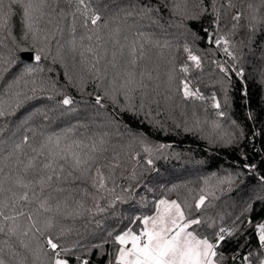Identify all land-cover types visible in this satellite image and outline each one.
Listing matches in <instances>:
<instances>
[{
	"label": "trees",
	"instance_id": "obj_1",
	"mask_svg": "<svg viewBox=\"0 0 264 264\" xmlns=\"http://www.w3.org/2000/svg\"><path fill=\"white\" fill-rule=\"evenodd\" d=\"M96 2L93 0V4ZM183 2L113 0V7L120 5L133 11L124 21L130 38L137 30L150 38L141 41L151 57V62L145 63L149 68L160 65L161 81L167 80L165 72L175 66L170 100H164L167 85L162 84L160 96L150 91L149 97L143 98V108L139 91L133 94L130 102L120 93L116 103L105 97L103 107L95 104L96 95L103 96L113 87L108 65L112 45L105 44L107 36L100 42L83 41L84 47L91 43L97 48L100 63L96 69L104 77L97 79L91 69L97 57L89 53L83 58L80 56L83 47L79 46V36L84 30L79 22L77 51H70V16L58 25L55 18L52 23H47V18L40 23L41 41L45 33L51 34V54L46 59L39 63L18 60L0 80V103L11 106L13 113L0 117V131L3 132L0 139L19 140L23 134L31 136V132H26L29 127L37 132H51L78 125L77 136H103L108 149L105 155H119L121 168L115 172L116 193L121 194V187L133 188L131 197L123 203L112 201V197L104 193V199L98 201L102 211L87 200L86 206L91 212L67 222L74 227L64 241L74 247V255L70 257L73 264H80L75 256L89 260V264H115L119 248L114 243L115 235L129 227L138 232L142 224L139 220L133 222L134 218L155 214L160 199L191 204L192 216L201 219V225L194 227L212 241L215 240L213 234L221 227L233 231L217 250L218 256L221 252L224 254L222 264H260L264 260V248L259 246L256 234V225L264 223V182H261L264 177V24L252 21L255 24L252 29L249 23L252 13L248 8L249 3L259 5V0H203L204 11L196 20L183 19L173 11L175 3ZM187 4L190 11L200 12L201 0H187ZM144 6L152 9L149 16L140 13L139 9ZM61 7L73 11L75 5L70 6L63 0ZM241 13L233 31L232 25L237 22L231 17ZM257 15H264V9ZM18 23L19 18L15 17L13 35L17 39L21 36ZM209 33L213 38L225 36L230 41V51L237 58L229 57L223 45L217 48L214 43H208ZM157 41L161 45L159 48L154 47ZM27 43H32L31 36ZM185 44L201 58V68L197 69L188 60ZM12 47V38L0 33V56H10ZM184 65L189 68L187 73L180 71ZM218 65L227 68L228 74L221 72ZM26 67L33 68L34 74L23 76L19 84H13ZM105 68H109L107 73ZM241 70L243 77L237 75ZM33 79L37 85L44 82L43 91L31 92ZM181 81L187 82L192 91L198 89L204 99H185ZM16 93L21 94L18 108L15 107ZM64 96H70L73 104L67 107L60 104ZM152 99L159 100V104L151 102ZM217 101L219 109L213 107ZM45 112L48 120L41 114ZM219 112L224 115L220 116ZM162 144L170 147L157 151ZM145 145L153 149L151 156L144 152ZM148 159L153 161L151 165ZM133 169L135 179L131 178ZM201 190L206 195L205 204L196 209ZM244 256H248V261L242 259Z\"/></svg>",
	"mask_w": 264,
	"mask_h": 264
},
{
	"label": "snow or ice",
	"instance_id": "obj_2",
	"mask_svg": "<svg viewBox=\"0 0 264 264\" xmlns=\"http://www.w3.org/2000/svg\"><path fill=\"white\" fill-rule=\"evenodd\" d=\"M62 2L63 0H7L6 3V0H0V33L11 37L13 43L10 56H0V80H3L4 74L15 62L23 60L25 55L37 63L46 59L47 55L51 54V34L45 33L41 41L38 35L43 31L39 27L40 23L46 18L47 23H52L55 18L58 25L61 20H68L70 16V51H77L79 22V27L84 30L79 36V46L83 47L80 56L83 58L85 53H89L97 57L91 64L97 79L104 78L96 69V65L100 63L97 48L91 43L84 47L83 41L100 42L107 36L105 44L112 45V58L108 65L112 73L113 87L110 92L105 91L103 96L96 95L95 104L103 107L102 101L105 97L116 103L120 93L126 102H130L133 94L139 91L142 96L140 107L143 108V98L149 97L150 91L160 96L162 84L167 85L164 88L167 93L163 97L164 100L172 98L171 85L175 79V66L165 72L166 81H161L159 64L153 68L147 66L145 61L150 63L151 57L141 41L150 38L139 30L131 38L126 32L124 21L133 15L132 10L120 5L113 7V0H97L95 4L93 0H67L68 5L74 4L75 7L73 11H66L61 7ZM202 5L203 0L200 12L190 11L187 0H184L183 3H175L173 11L183 19L196 20L204 11ZM248 8L252 13L249 21L252 29L255 28L252 21L259 20L264 24V15H257L264 9V0H259V5L249 3ZM139 11L144 16H149L152 9L150 6H144ZM241 15L242 13L231 17L237 22L232 25L233 31ZM15 17L19 18V39L13 35ZM127 28L130 30L131 26ZM57 30L62 31L59 28ZM204 31L208 32V29ZM29 36L32 39L31 44L27 43ZM208 43H214L217 48L223 45V50L229 57L233 60L237 58L230 51V41L225 36L213 38L209 33ZM167 46L165 43L164 47ZM154 47L159 48L161 45L157 41ZM184 51L188 54V60L192 61L197 69L201 68V58L193 54L187 44L184 45ZM53 60L55 61V57ZM218 67L225 75L228 74L227 68L222 65ZM109 68H105L104 72L107 73ZM34 71L33 68L26 67L22 76L15 78L12 83L19 84L23 76H31ZM180 71L187 73L189 68L184 65ZM237 75L243 77L244 73L241 70ZM31 83L33 94L44 90L43 81L37 85V81L33 79ZM181 83L185 99H204L198 89L192 91L187 82ZM11 87L12 84H9L8 88ZM15 95V107L18 108L21 94ZM244 95H247L246 91ZM48 99L51 100L52 97L49 96ZM212 99L215 101V96ZM73 102L70 96H64L59 103L67 107ZM151 102L159 104V100L152 99ZM213 107L219 109L220 103L215 102ZM10 114H13L12 107L0 103V117ZM41 114L45 120L49 119L46 112ZM218 114L224 115L223 112ZM77 127L78 125H73L51 132H37L29 127L26 132H31V136L23 134L19 140L11 137L9 140L0 139V264H73L70 257L74 255V247L68 246L64 241L74 231V227L67 222L75 221L86 212H91L86 206L89 199L98 211H102L98 201L104 199V193L109 194L112 201L122 203L131 197V186L121 187V194L116 193L115 172L121 168L119 155H105L108 149L104 137L84 136L81 133L84 138H80L77 136ZM2 135L3 132L0 131V136ZM12 136H15V133ZM166 147L170 146L162 144L157 151ZM143 150L149 156L153 151L147 145ZM147 163L151 165L153 161L148 159ZM135 177L136 172L133 169L131 178ZM261 182H264V177H261ZM124 193L128 195L125 196ZM205 200L206 195L201 190L195 208L200 209ZM191 209L192 205L187 201L181 204L177 200L160 199L156 203L154 215L135 217L133 222L139 220L143 225L138 232L129 227L114 237V243L119 245L115 264H222L224 254L221 252L218 256L217 250L226 236L233 235V231L221 227L213 234V242L194 227L201 225V219L193 217ZM256 234L259 246L264 248V223L256 225ZM108 235L112 236V233L109 232ZM235 259L234 256L233 260ZM242 259L248 261V256ZM75 260L80 264H89V260H82L80 256H75ZM260 264H264V260Z\"/></svg>",
	"mask_w": 264,
	"mask_h": 264
},
{
	"label": "water",
	"instance_id": "obj_3",
	"mask_svg": "<svg viewBox=\"0 0 264 264\" xmlns=\"http://www.w3.org/2000/svg\"><path fill=\"white\" fill-rule=\"evenodd\" d=\"M24 60H26V61H32V60L29 59L28 56H26V55L24 56ZM248 161H249V163H251L252 160H251L250 157L248 158Z\"/></svg>",
	"mask_w": 264,
	"mask_h": 264
},
{
	"label": "rangeland",
	"instance_id": "obj_4",
	"mask_svg": "<svg viewBox=\"0 0 264 264\" xmlns=\"http://www.w3.org/2000/svg\"><path fill=\"white\" fill-rule=\"evenodd\" d=\"M153 215H154V214H153ZM142 227H143V225H142ZM213 242H215V240H214Z\"/></svg>",
	"mask_w": 264,
	"mask_h": 264
}]
</instances>
